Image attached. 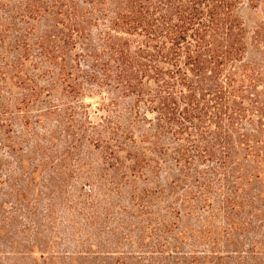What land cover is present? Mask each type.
Wrapping results in <instances>:
<instances>
[{"label":"trees","instance_id":"1","mask_svg":"<svg viewBox=\"0 0 264 264\" xmlns=\"http://www.w3.org/2000/svg\"><path fill=\"white\" fill-rule=\"evenodd\" d=\"M84 3L66 15L68 38L82 50L76 60H92L102 83L152 115L142 148H130L139 137L124 125L103 139L122 184L143 178L165 196L156 210L151 190L132 189L129 226L149 230L133 242L149 237L151 264H264V25L248 32L241 0ZM250 45L259 59H246ZM161 172L164 184L154 177ZM163 209L196 222L188 231L166 224Z\"/></svg>","mask_w":264,"mask_h":264},{"label":"rangeland","instance_id":"2","mask_svg":"<svg viewBox=\"0 0 264 264\" xmlns=\"http://www.w3.org/2000/svg\"><path fill=\"white\" fill-rule=\"evenodd\" d=\"M241 1L238 16L252 34L264 25V0ZM86 6L0 0V264H151L149 237L133 242L149 230L129 226L137 215L132 189L151 190L147 202L156 210L165 196L143 178L122 184L105 160L103 139L124 125L139 137L127 149L142 148L152 115L102 83L88 67L92 60H76L82 50L68 38L66 15ZM91 22L87 33L96 44L101 27ZM259 57L250 45L246 59ZM166 176L154 177L164 184ZM161 214L187 231L197 219L176 218L172 209ZM106 250L116 253L107 259Z\"/></svg>","mask_w":264,"mask_h":264}]
</instances>
